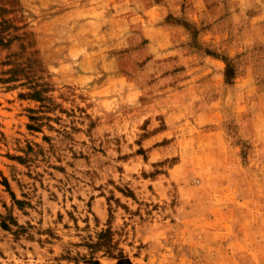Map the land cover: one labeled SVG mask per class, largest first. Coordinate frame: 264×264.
<instances>
[{
  "label": "rangeland",
  "instance_id": "obj_1",
  "mask_svg": "<svg viewBox=\"0 0 264 264\" xmlns=\"http://www.w3.org/2000/svg\"><path fill=\"white\" fill-rule=\"evenodd\" d=\"M0 264H264V0H0Z\"/></svg>",
  "mask_w": 264,
  "mask_h": 264
},
{
  "label": "crops",
  "instance_id": "obj_2",
  "mask_svg": "<svg viewBox=\"0 0 264 264\" xmlns=\"http://www.w3.org/2000/svg\"><path fill=\"white\" fill-rule=\"evenodd\" d=\"M214 111L217 112L216 109H214ZM212 133H213L214 139L221 142V140L223 138L222 128L214 127V129L212 130Z\"/></svg>",
  "mask_w": 264,
  "mask_h": 264
}]
</instances>
